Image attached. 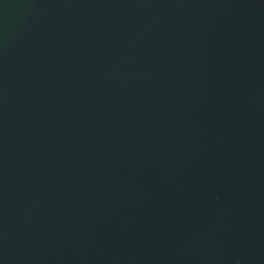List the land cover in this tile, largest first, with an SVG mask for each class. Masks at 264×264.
Listing matches in <instances>:
<instances>
[{
  "label": "water",
  "instance_id": "1",
  "mask_svg": "<svg viewBox=\"0 0 264 264\" xmlns=\"http://www.w3.org/2000/svg\"><path fill=\"white\" fill-rule=\"evenodd\" d=\"M0 264H264V0H0Z\"/></svg>",
  "mask_w": 264,
  "mask_h": 264
}]
</instances>
